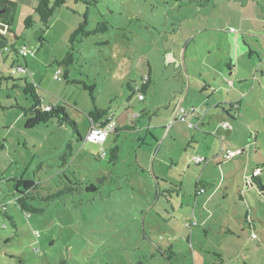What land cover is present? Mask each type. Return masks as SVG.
Here are the masks:
<instances>
[{
	"label": "rangeland",
	"instance_id": "rangeland-1",
	"mask_svg": "<svg viewBox=\"0 0 264 264\" xmlns=\"http://www.w3.org/2000/svg\"><path fill=\"white\" fill-rule=\"evenodd\" d=\"M8 1L17 5L11 30L18 38L0 28L12 49L0 57V264H264V192L252 182L257 175L264 187V0H68L47 28L34 19L29 29L19 4L31 2ZM86 14L87 31L102 22L107 30L75 42L71 64L59 65ZM22 47L26 57L17 55ZM224 61L251 70L250 91L227 118L242 154L228 161L222 136L207 140L205 153V144L186 145L169 129L188 80L218 90L219 102L239 100V84L225 83L234 81ZM146 63L153 79L144 89ZM26 84L42 107L64 108L81 141L56 119L26 128L33 105ZM95 106L128 128L138 115L133 122L142 119L144 129H120L103 146L84 143ZM187 124L196 132L195 120L186 117ZM148 127L158 144L148 135L144 147ZM13 179L39 184L42 197L77 186L34 201L44 211L29 214L16 204Z\"/></svg>",
	"mask_w": 264,
	"mask_h": 264
},
{
	"label": "trees",
	"instance_id": "trees-1",
	"mask_svg": "<svg viewBox=\"0 0 264 264\" xmlns=\"http://www.w3.org/2000/svg\"><path fill=\"white\" fill-rule=\"evenodd\" d=\"M68 0H39L38 5L32 10V14L30 13L27 15L23 20V26L25 29L32 28V25L34 23V19H37L45 28H47L49 20L55 15L56 11L62 8ZM16 3L8 0H0V24L6 26V33L7 34H13L12 38L17 39V35L12 32L11 27L13 26L14 22V14L16 11ZM14 13V14H13ZM87 14L84 16V20L82 23L78 25V27L74 30V32L71 34L67 46V53L65 55V58L59 63V65L67 66L71 64L72 62V55L74 51V44L75 42L81 43L83 38H88L91 35H95L98 33H104L107 30V27L105 24L99 23L95 29L91 31H87V25L88 21L86 19ZM7 40L5 36L0 34V54L3 52H10L12 49L6 44ZM146 84H143L144 88ZM130 88V87H129ZM84 89H86L84 87ZM26 90L27 94H29L33 100V105L28 109L26 112L29 118L26 122V128H33L39 124H45L50 122L53 119L65 122L66 124H69L74 127V132L79 137V141H81L80 136L78 132L76 131V125L73 123L66 115L65 110L63 107L60 106H46L48 107L47 110H45V107H42L40 99L35 93V87L32 84H26ZM142 93V91H141ZM138 94L139 91H138ZM93 100V99H92ZM25 111V110H24ZM108 117V113L106 110H102L94 107V110L89 113L88 118L90 120V126H103L106 118ZM1 146V142H0ZM117 151L118 147H114L109 151L110 159L109 161L114 163L117 160ZM106 155V153H105ZM100 156V154H99ZM101 157V156H100ZM67 155H63L61 157V161L63 166L67 163ZM259 167L255 171H258ZM66 177V176H64ZM68 180V179H67ZM69 181V180H68ZM13 187L17 194L15 200L16 204L20 208L22 212L29 213V214H40L43 213L44 209L39 207H34L31 203L38 200L41 202H49L50 200L54 198H58L64 193H72L76 191L77 184H73L70 187L65 186L61 188L57 193L47 195V196H40L39 193V184L30 181V180H23V179H13ZM252 182L256 185L259 192H264V187L261 185L259 177L257 175L252 176ZM75 186V187H73ZM21 187L23 189H21ZM197 188V185L195 186ZM86 191L94 192L96 191L95 187L89 186L86 188ZM0 211L2 213H5L6 208L4 206L0 207ZM29 216V215H28Z\"/></svg>",
	"mask_w": 264,
	"mask_h": 264
},
{
	"label": "crops",
	"instance_id": "crops-1",
	"mask_svg": "<svg viewBox=\"0 0 264 264\" xmlns=\"http://www.w3.org/2000/svg\"><path fill=\"white\" fill-rule=\"evenodd\" d=\"M27 1L31 2V4H29V5L28 4H19V7H21L22 20H24V18L32 12V10L36 7V4L39 2V0H26V2ZM0 33L3 36H5V38L7 39L8 36L4 35L3 34L4 32L1 29H0ZM5 53L6 52H3L2 54H0V57H3V55ZM180 62L182 63V66L185 64V61H180ZM226 62L227 61H224L223 65L228 67L229 76L233 77L234 82H232V80H230V81H227L225 83H227V86L232 90L235 89L234 88L235 82H237L239 84V86L236 87V89L239 90V92H237V93L243 94L239 97V100L236 98H230L229 100H231V101L223 102V103L219 102V99H218L219 96L217 95L218 90L216 91L207 85H204V86L198 85L197 89H194L192 86H193V84L194 85H196V84L194 82H191V81L189 82V80H188L187 88H186L187 91L185 93V96L183 98H181L180 101H178L177 104L175 105V108L173 110V118L174 119L172 121V124L169 126V129L173 131L174 136L176 138L182 137L184 139V142L186 145L188 144L190 146L200 147V145L202 143L205 144L206 148H204V150H203V152H205V153H208L210 151L209 148L207 147V140H208V143H210L212 145V143H216V138L218 136L223 137V138H221L222 139V141H221L222 147H225L227 145V146H229V149L231 151L239 150V149L235 148L236 144L235 145L231 144L232 143V136H233L232 132L234 131V129L232 128V126L227 124V118L232 119V116H228V114L232 115V113L234 111H236V113L238 112V108H239V105L241 103L240 99L243 98L244 95H248V92L250 91V90H248L249 79H247L245 77H246V74L248 72H250L251 70H249L246 67L247 66L246 65V66H244L245 67L244 71L246 73L242 74V73H240L241 67L238 64H236L235 67L233 68L231 66L232 61L229 62L230 64H227ZM146 65H147L148 75L143 77V78L147 79L146 81L143 80V84L147 83V85L144 87V89L149 86V84L152 82V79H153L151 77L152 69L148 63H146ZM24 67L26 69V66H24ZM211 67L214 68L213 66H211ZM214 70H217V69L215 68ZM184 71H185V73L188 72L186 70V68H184ZM217 74H220L219 71L217 72ZM255 79H256L255 77L252 78V81H254ZM183 81L184 80L182 78L181 82H183ZM242 84H243V86H242ZM191 92H193V93H191ZM140 95H142V94L140 93ZM137 97H138V95H137ZM189 98H190V100H189ZM144 99L145 98H143V100H139V98H138V100L141 102L144 101ZM233 99H235V100H233ZM184 103H186L188 105L186 107L189 108V109H186V111H187L186 117H189L190 120H192V119L195 120L194 126L198 127V128H196L193 126L196 132H191V129H188L190 127L188 126V124L186 125V122L185 123L179 122L176 119L177 108L179 105L183 106ZM226 104H227V107H224L226 109L225 110L226 111L225 116H224L220 113L219 107H221L222 105H226ZM108 115H111V114L108 113ZM111 116H113V115H111ZM133 117L138 118V115H134ZM133 117L131 118V116H130V118L128 120L130 121V123H134V124H132L128 128V126L126 124L127 121L125 120V118L120 116L119 118L116 119L113 116V119L116 121V124H117V129L112 134H114L115 137L118 136V132L120 131V129H127L126 131L135 132V134L136 133L140 134L142 129H144L142 122H141L142 119H141V121L139 119V122L137 121V119L135 120V122H133ZM118 123H119V126H118ZM154 128L155 129L158 128L157 124H155ZM146 131L148 132L146 134V138L144 140H142V138H139V141H141V144L145 147V143H146V140L148 139V135H150L151 139L156 144H158V139L152 133H150L149 127L146 128ZM165 137L167 138L168 135ZM224 137H226V138H224ZM205 138H207V139H205ZM223 140H226V142ZM113 145H115V141H114ZM190 146H187L185 150L190 149ZM114 147H116V146H114ZM114 147H112V148H114ZM112 148H110V150ZM191 149H192V152L194 153V155H198V149H195V148H191ZM221 153H222V151H221ZM221 157H222V155H221ZM117 160H118V158H117ZM205 164H203V165H205ZM152 167H154L153 164H152ZM137 169H139V171L141 170V168L139 166ZM151 173L154 174L153 169H151Z\"/></svg>",
	"mask_w": 264,
	"mask_h": 264
},
{
	"label": "built area",
	"instance_id": "built-area-1",
	"mask_svg": "<svg viewBox=\"0 0 264 264\" xmlns=\"http://www.w3.org/2000/svg\"><path fill=\"white\" fill-rule=\"evenodd\" d=\"M29 54L28 51H26L25 47H22L20 50L17 51V55H20L22 57H26ZM15 72H22L25 73L26 70L25 68L22 67H17L16 69H14L13 73ZM60 74L61 72L59 70H57L54 74V80L58 81L60 80ZM147 79L144 78V81H146ZM138 98L139 100H143V95L138 94ZM48 107H45V110H47ZM186 116H187V111L186 109H184L182 107V105H179L177 108V113H176V119L179 122H186ZM191 125H189L190 127ZM196 127V126H194ZM117 129V124L116 121L113 119V116L108 115V117L106 118L104 125L103 126H95V125H91L89 127V130L84 138V143H92V144H97L100 146H103L105 144V142L107 141L108 137L114 133ZM242 154V150H237V151H230V150H226V151H222L221 155H222V159L223 160H232L233 158L239 156ZM101 157L105 156V152L103 151V149H101V153H100ZM194 162L196 164H201V163H205L206 160L202 157H196L194 158ZM193 226V225H191Z\"/></svg>",
	"mask_w": 264,
	"mask_h": 264
},
{
	"label": "water",
	"instance_id": "water-1",
	"mask_svg": "<svg viewBox=\"0 0 264 264\" xmlns=\"http://www.w3.org/2000/svg\"><path fill=\"white\" fill-rule=\"evenodd\" d=\"M0 28L6 30V26H4V25H2V24H0Z\"/></svg>",
	"mask_w": 264,
	"mask_h": 264
}]
</instances>
